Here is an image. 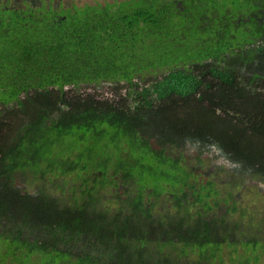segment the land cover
<instances>
[{
	"label": "trees",
	"instance_id": "trees-1",
	"mask_svg": "<svg viewBox=\"0 0 264 264\" xmlns=\"http://www.w3.org/2000/svg\"><path fill=\"white\" fill-rule=\"evenodd\" d=\"M162 5L122 0L61 12L0 4V105L34 92L0 109V228L7 229L0 241L11 238L15 251H40L49 264H225L224 247L238 264L264 257V218L234 195L246 180L264 183V81L258 92L199 93L196 86L217 84L209 67L188 75L160 57L164 39L156 32L181 31L184 17ZM139 41L140 90L132 81ZM173 51L167 44L163 54ZM107 84L113 91L102 97L96 86ZM224 173L229 179L220 180ZM19 176L21 184L39 183L34 193L12 188ZM38 229L70 234L77 250L50 251L28 237Z\"/></svg>",
	"mask_w": 264,
	"mask_h": 264
},
{
	"label": "flooded vegetation",
	"instance_id": "flooded-vegetation-1",
	"mask_svg": "<svg viewBox=\"0 0 264 264\" xmlns=\"http://www.w3.org/2000/svg\"><path fill=\"white\" fill-rule=\"evenodd\" d=\"M55 0H38L37 4L31 3L29 0H20V4H15V0H0V4H6L7 8L10 9H38L44 7L46 10H71L77 7H83L85 5H90L92 9L98 5L103 4L109 1L103 2H94L93 4L84 3L81 5L71 4L70 7H63L60 3L54 5ZM122 1V0H114ZM230 0H155V3H162L164 10L166 12L170 11L169 7L171 6L178 13H182L184 17L181 20V31L169 32L168 30H161L156 32V35L163 37V42L161 43V58H170L177 60V66L184 67V73L190 75H206L207 67H209L210 75L209 77L214 78L217 84L206 85L201 84L196 86L199 88V93L203 90L215 91L218 89H225L227 91L236 92H258V90L264 86H261V83L264 81V0H241L244 5H239L238 13L231 14L230 4L234 5L233 1ZM156 7V4H154ZM230 13V14H229ZM157 15V14H156ZM155 15V16H156ZM175 24V23H174ZM140 33V32H138ZM183 33L190 39H192L191 44V53L186 54V57L181 55L182 45L172 44V49L174 50L170 55L163 54L165 47L173 40L175 34ZM218 49L217 52H211L210 45ZM153 45H146V49H150ZM142 44L139 43L136 46L134 51L135 60H134V74L135 86L138 89H141V78H142V68L143 61L145 58L141 55ZM198 51L199 53H197ZM201 52V53H200ZM197 58V60L195 59ZM199 60V61H198ZM122 66L127 69V67L132 66L131 61H124ZM204 66V67H202ZM211 68L214 69L216 74L215 76L211 73ZM151 70V69H150ZM150 70H148L144 75L148 77L153 76L149 75ZM165 73L157 72L158 75ZM228 78L227 84H222L223 78ZM203 82H207L206 79H203ZM124 82V86H125ZM57 88V86L51 87ZM67 89V86L65 87ZM28 89H32L29 87ZM128 88L122 89L124 94H121L122 97L126 96V90ZM40 92L43 89H39ZM34 92L22 91L20 92L15 100L10 102L2 103L0 109L3 110V106L7 108H12V106L17 107L16 102L20 100H25L29 97H32ZM132 95L128 96V100H131ZM122 102H126L122 100ZM235 101L226 100L225 106L231 107L234 105ZM196 104H201L200 101L195 102ZM213 105L216 104L215 101H211ZM32 182H25L20 185L17 181L13 184L12 188H21L26 189ZM5 183L0 181V189L4 191ZM33 191L28 192L29 194L34 193L37 189L36 186L32 187ZM237 203L238 206L242 205V201ZM222 204L218 208H222L223 214H226L229 210L227 202H221ZM247 209L248 214L251 212L246 204L243 206ZM229 215V214H228ZM253 215V214H250ZM251 217H245V220H249ZM261 219V217H260ZM254 219L251 218L248 224L253 222ZM257 224L256 226L250 228L253 232L257 233ZM6 228H0V234L6 232ZM244 232V230H242ZM247 231V228L245 229ZM28 233L23 230L22 234ZM30 239L38 238L39 242L42 240L47 246L48 249L52 252H59L60 250H71L75 252L77 250V241L72 238L70 234H62L57 232L56 235L52 238L48 235L44 229L33 231L28 235ZM224 247V251H225ZM40 251H35L31 255H27L24 249L15 251L13 248L12 239L6 237L0 241V264H49L47 260L42 259ZM75 261L71 260L63 264H74ZM188 259L185 258V263H188Z\"/></svg>",
	"mask_w": 264,
	"mask_h": 264
},
{
	"label": "rangeland",
	"instance_id": "rangeland-1",
	"mask_svg": "<svg viewBox=\"0 0 264 264\" xmlns=\"http://www.w3.org/2000/svg\"><path fill=\"white\" fill-rule=\"evenodd\" d=\"M31 3L37 4L38 0H29ZM47 1V0H46ZM105 0H55L54 1V5H58V4H62L63 7L67 8L70 7L71 4H77V5H81L84 3H89V4H93L94 2H103ZM109 1V3L114 2V0H106ZM234 2L233 4H230V11L231 14H235L238 13L239 11H241V9H239V5H244V3L241 0H230ZM229 1V2H230ZM15 4H20V0H15ZM230 14V13H229ZM170 42L168 43V45L170 44H177V45H182L181 47V55L183 57H186V54L191 53V44H192V39H190L189 37H187L185 35V37L183 39H181L178 35L175 34L173 40H169ZM151 49L153 51H155V47L151 46ZM105 85V84H104ZM96 86L98 89V92L100 95H103L102 97H107L109 96V94L113 91L112 89V84H107V86ZM67 88H71V86H67ZM78 90H80L81 92H91L93 94V87H86V86H80L78 88ZM122 94H124V91L122 90ZM99 96V95H98ZM101 97V96H99ZM192 144H189V146L186 149V153L185 156L188 160L189 163L193 164L195 161H190L191 159H194L195 154L192 152ZM217 152V151H215ZM218 153V152H217ZM209 158H206V162L208 163ZM220 163L222 165H227L229 164V162L226 160V158H223ZM210 169V172H212L213 167L210 166L209 164H206L203 166V170L205 173H208V168ZM234 173V171H232V174ZM227 176V178L229 179V174L228 173H224L220 175V180H223L224 176ZM20 178H18V183L20 185L21 181H23L22 177L19 176ZM217 178L219 179V177L217 176ZM259 183L256 185L255 181L253 180H246L245 182H243L241 184V188H238L234 195L238 198L239 201H242V205H240L241 207L244 206V204H246L249 208V210L251 212H253V217L255 218H264V183L258 181ZM53 183H60V181L54 180ZM74 183V182H73ZM73 183H70L67 179H66V187H70V185H73ZM38 182L32 183L29 186V190L33 191L32 187L38 186ZM71 200H73L71 198ZM167 202H162L161 203V207H165ZM110 203H107V206H109ZM245 222H249V220H245ZM226 254H225V259H224V263L225 264H238L240 263L241 260L237 259L235 262L232 261V259H230L231 257H233V254H230L229 249H225ZM258 264H264V257L262 258L261 262H259Z\"/></svg>",
	"mask_w": 264,
	"mask_h": 264
}]
</instances>
